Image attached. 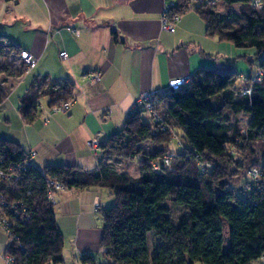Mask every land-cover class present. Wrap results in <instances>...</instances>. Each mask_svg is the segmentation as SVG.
Here are the masks:
<instances>
[{"label": "trees", "instance_id": "obj_1", "mask_svg": "<svg viewBox=\"0 0 264 264\" xmlns=\"http://www.w3.org/2000/svg\"><path fill=\"white\" fill-rule=\"evenodd\" d=\"M226 8L239 7L240 13H217L215 8H198L207 33L239 51L249 68L264 73V5L256 11L251 0H223ZM22 50L0 38V60L7 66L8 55L20 57ZM259 59L257 64L255 59ZM256 71V72H257ZM251 74L241 81L238 73L201 69L190 78L187 89L166 92L155 106L168 125L182 134L185 151L176 155L171 170L153 172L174 152L172 134L156 130L161 123H147L144 111L132 112L118 134L101 144L100 166L94 171L80 167L49 165L40 170L31 166L22 182L5 189L6 201L22 203L26 212H8L19 240L7 255L14 264H65V238L57 223L56 205L48 201L50 180L60 182L66 191L104 188L114 193L115 204L102 211L104 221L101 248L103 264H253L264 255V188L248 191L250 181L237 190L251 168L260 169L264 181V82ZM18 80L27 74L21 65L15 75L0 67V75ZM40 81L24 98L20 109L29 125L37 120L40 101L50 97V108L75 100L74 87L57 84L44 90ZM251 90V95H244ZM7 90L0 84V105ZM250 115L248 127L240 117ZM145 143L157 149L144 151ZM260 151L257 152V148ZM2 168L8 170L28 158V153L12 141L0 139ZM198 159L210 165L201 174ZM139 161V178L119 172L114 161ZM245 174V176H244ZM28 215L26 221L22 222ZM152 238L153 249L149 239ZM83 264H96L89 255Z\"/></svg>", "mask_w": 264, "mask_h": 264}, {"label": "crops", "instance_id": "obj_2", "mask_svg": "<svg viewBox=\"0 0 264 264\" xmlns=\"http://www.w3.org/2000/svg\"><path fill=\"white\" fill-rule=\"evenodd\" d=\"M164 6V0H0V38L37 60L35 69L10 87L3 85L7 97L0 105V127L6 133L1 138L28 154L35 151L32 166L42 171L49 165L94 171L102 154L97 156L90 143L102 144L121 132L142 93L167 92L171 81L191 78L201 69L236 72L241 81L257 71L246 64V51L209 36L196 12L184 14L174 35L164 32ZM62 52L68 54L67 60L61 59ZM96 72L102 80L91 86L88 77ZM40 81L45 82V91L70 83L75 103L69 113L52 116V99L43 97L38 118L29 125L20 109ZM245 117L248 127L250 115L239 119L242 125ZM148 145L152 146L145 143L144 151ZM113 164L128 174L132 165L125 160ZM55 198L65 264H83L89 255L102 264L95 252L104 255L102 211L113 207L114 193L92 187L61 192ZM9 248L0 229V264H6Z\"/></svg>", "mask_w": 264, "mask_h": 264}, {"label": "built area", "instance_id": "obj_3", "mask_svg": "<svg viewBox=\"0 0 264 264\" xmlns=\"http://www.w3.org/2000/svg\"><path fill=\"white\" fill-rule=\"evenodd\" d=\"M223 3V0H164V9L162 11V19H161V27L162 30L166 33L174 35L177 32L178 25L181 23L182 18L185 13L195 12L198 8H216L219 4ZM251 5L256 11H261L263 9L264 0H251ZM21 60L23 65L26 67L27 73L35 69L37 66V60L30 52L22 51ZM67 60L68 54L62 52L61 59ZM254 79L258 82H264V73L262 71H257ZM102 80V74L100 72L94 73L92 76L88 77V82L91 86H96ZM191 84L190 78H180L174 81H171L168 87L167 92L176 93L178 91H182L187 89V87ZM251 90H245L244 95H251ZM166 92L154 91V92H144L141 96L134 102L132 112L144 111L152 117L154 124H162L159 130L155 131V134H159L160 132L166 133L169 131L172 134V139L174 142H178L177 136H175L173 129L170 128L167 124L164 125L163 118L159 115L155 102L156 100L165 95ZM75 100L66 101L64 103H57L50 108L51 115L58 114H67L72 109ZM46 124L49 122L46 120ZM90 147L97 156L101 153V144L96 141H92L90 143ZM102 154V153H101ZM37 157L35 151H32L28 154V158L22 162L21 164L13 167L11 166L8 170L2 168L5 163V159L0 156V229L4 232V234L8 237L10 245L13 244L14 241H18V236L14 235L13 228L15 227L14 222L10 218L9 213H13L14 215H19V211L26 212V209L23 207L22 203H13L9 206V203L6 201L5 197V189H12L13 187H17L22 182L23 175L28 172L30 167L32 166V161ZM176 160V155L169 153L167 157L162 160V163L153 164V172L158 173L161 170H171L173 163ZM198 168L201 174H207L210 169L209 164H205L203 161L198 159ZM249 181L251 182L248 186V191H253L255 189L264 188V181L262 180V172L260 169L251 168L248 171ZM48 201H50L53 205H57L56 195L61 192H65L64 186L56 181L50 180L48 185ZM99 207V206H96ZM7 210L8 212H6ZM28 215L23 218L22 222L26 221ZM85 257V256H84ZM83 257V258H84ZM6 264H14L15 259L10 257L9 255L5 256ZM261 264H264V255L260 258Z\"/></svg>", "mask_w": 264, "mask_h": 264}, {"label": "rangeland", "instance_id": "obj_4", "mask_svg": "<svg viewBox=\"0 0 264 264\" xmlns=\"http://www.w3.org/2000/svg\"><path fill=\"white\" fill-rule=\"evenodd\" d=\"M214 11H216L217 13L219 12V13H225V14L226 13H229V11H234V12L240 13L239 12L240 11V8L236 6V7H232V8H229L228 9V8H226L225 5H223L221 3V4L218 5V7H216L214 9ZM250 54L253 55L252 52L248 51V52H246L245 55L250 57V56H252ZM7 55H8V60L10 61L9 64L7 66H5L3 64L4 62L1 59L0 60V67H5V68L7 67L8 72L15 75L16 73H18L19 69L21 68L22 60H21L20 57H16L15 55H10V54H7ZM258 60L259 59H257V58L255 59L256 64H257ZM7 75L8 74H6V75H0V84L1 85L7 84V87H10V85H12V84H14L16 82V79L9 78ZM143 118H144L145 122H147V123L153 122L152 117H150V115L148 113H146V112L143 114ZM246 120H247L246 117H245V119L242 120V125H243L242 128H244V129L247 126ZM172 131L174 132L175 136H177V138L179 140H178V142H174L171 145V149L174 150V152H171V154L177 155L179 153V151H181V152H184L185 151V143H184V140L182 138V134L179 131L178 132L175 131V130H172ZM5 133H6L5 128L0 127V139H3L4 140V138H1V137H3V135H5ZM156 149L157 148L154 145H152V146H150V145L145 146V151H148V152H151V153L152 152H156ZM258 151H260V148L259 147L257 148V152ZM129 163H132V165L128 166V172H129V174L132 175L133 178L139 177L138 171H139V164L140 163L137 160H135L134 162L129 161ZM244 176H245V174H244ZM241 179L239 181H236V183H234V184H237V188H236L237 190L243 189L246 186V184H248V182H249L248 175L246 177H244V179L242 180V182L240 184L239 182L241 181ZM152 238L153 237H151L149 239V241H150V248L151 249H153V244H154L153 241H152ZM95 255L97 257V260H99V262H101L102 264L105 263L106 260H105V256L102 255V251H101L100 254L97 253V252H95ZM66 256H69V258L72 257L71 254H70V252H69V250H68V248H67V251H66Z\"/></svg>", "mask_w": 264, "mask_h": 264}]
</instances>
